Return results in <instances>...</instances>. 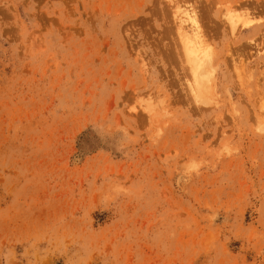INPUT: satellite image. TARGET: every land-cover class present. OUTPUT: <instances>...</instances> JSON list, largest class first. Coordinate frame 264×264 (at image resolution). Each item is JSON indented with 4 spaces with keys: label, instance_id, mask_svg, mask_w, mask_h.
<instances>
[{
    "label": "rangeland",
    "instance_id": "374dc122",
    "mask_svg": "<svg viewBox=\"0 0 264 264\" xmlns=\"http://www.w3.org/2000/svg\"><path fill=\"white\" fill-rule=\"evenodd\" d=\"M0 264H264V0H0Z\"/></svg>",
    "mask_w": 264,
    "mask_h": 264
},
{
    "label": "bare ground",
    "instance_id": "6f19581e",
    "mask_svg": "<svg viewBox=\"0 0 264 264\" xmlns=\"http://www.w3.org/2000/svg\"><path fill=\"white\" fill-rule=\"evenodd\" d=\"M218 3H216V6ZM172 6L174 7V5ZM216 9L219 10L220 8L216 7ZM176 10H178V8L175 9V11ZM179 10L178 14H176L177 20L174 19V21H177L175 24V27L177 25V28L175 29H177L178 32L175 31L178 33V39L180 38L179 42L182 47L183 58L188 64V69L191 74V82L188 84L189 91L194 95L193 97H195L197 101L205 102L207 104L209 103L207 99L209 100V97L214 93L213 79L215 78L213 76V50L206 42L207 39L204 38L202 24L195 11L180 10L182 12L179 13ZM221 16L226 19V21H224L228 22L233 32L237 31L236 28L240 21L243 23V28H248L251 25L248 26L247 24H251L254 20L249 17L248 14L245 15L247 18L244 16H240L242 18L233 16L230 14L228 7L222 11ZM210 102L212 103V101Z\"/></svg>",
    "mask_w": 264,
    "mask_h": 264
}]
</instances>
